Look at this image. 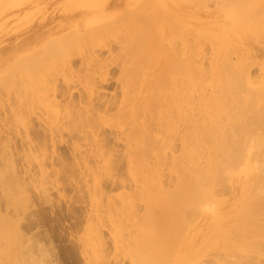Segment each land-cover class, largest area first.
I'll return each mask as SVG.
<instances>
[{"label": "rangeland", "instance_id": "1", "mask_svg": "<svg viewBox=\"0 0 264 264\" xmlns=\"http://www.w3.org/2000/svg\"><path fill=\"white\" fill-rule=\"evenodd\" d=\"M111 1L0 0V264H264V0H170L168 5L173 6L172 10L174 5L180 6V27L176 17L169 16L167 5L156 7L157 13L166 15L162 29L167 31L159 34L151 48L146 44L139 48L137 57L141 63L150 58L153 65L159 63L160 66L179 57L176 53L180 49V145L175 142L174 156L180 157V162L191 157L198 160L203 167L197 177L198 194H207L217 205L215 216L200 211L204 202L196 207H184L185 212L180 213L184 218L180 217L174 232L173 229L162 230L151 221L108 219L110 213L107 220L105 215L112 206H116L115 210L127 209L121 201L125 197L122 193L136 198L133 201L137 215L148 212L140 203V196L134 195L140 186L135 189L131 185L130 189L123 190L117 185L113 189L107 180L103 184L106 178H100L101 170H95L96 160L84 156V141L61 132V143L58 142V133L48 134L49 126L40 120L42 107L38 103V109L32 103L33 92L38 90L35 87L47 70L46 62L66 45L71 47L78 43L72 34V39L67 37L70 45L65 38L68 44L58 43L48 54L37 58L35 53L42 51L38 49L40 44L24 47L33 34L70 24V28L52 38L75 26L77 33L85 32L87 36L83 37V33L79 40H95L91 38L94 35L100 38L102 30V37H107V32L114 37L118 33L120 37L125 25L129 26L134 20L126 21L131 8L135 4L150 6L154 3V0L141 3L140 0H113L121 7L115 8L112 3L106 6ZM72 2L77 4L76 12L92 9L87 19L90 17L92 24L95 21L94 25L102 20V26L108 30L97 26L99 29L94 27L91 32L92 28L86 29L91 24L86 18L80 15L70 18L66 9ZM143 4L132 11L140 9L145 13ZM128 7V13L121 12ZM119 12L125 14L122 16L126 19H121L119 26L114 22L117 27L113 28L110 24L115 18L108 20V27L104 22L110 17H116L115 21L119 22ZM135 13L131 15L138 20L139 13L138 17ZM81 24L86 25L84 31ZM121 29H124L122 35ZM131 31L135 36L133 32L126 36L137 38L139 30ZM29 35L32 36L28 39ZM85 41H79V47L87 46L89 41ZM113 50L115 57L119 50L115 45ZM11 53L14 55L7 60ZM76 61L78 59L72 64L74 70L78 67ZM172 72L168 69L163 75L154 73L156 80L152 89L160 84L165 89L177 70ZM134 74L142 78L139 69ZM162 78L164 82H159ZM31 89H35L32 94ZM108 89L107 97L114 93L119 96L118 90ZM76 97L78 99L77 94L71 106L76 110L74 104H77L79 110ZM61 99L63 105L65 101ZM32 111L35 114L29 117L31 125L26 136L22 125ZM101 131L100 136L104 133L102 137L108 140L111 131ZM107 140L111 149H122L111 137ZM76 145L80 155L73 148ZM82 160L90 164L89 167L93 165L99 175L96 177L103 179V186H99L103 191L95 185L94 174L84 171L86 166H82ZM227 160L230 166L226 165ZM116 161V169L122 174L118 176L133 179L123 162L120 166L119 160ZM170 167L167 162L163 174L167 176ZM188 182L192 183V177L183 175L164 187L185 194ZM197 189L191 187L192 191ZM92 195L97 198L94 204Z\"/></svg>", "mask_w": 264, "mask_h": 264}, {"label": "bare ground", "instance_id": "2", "mask_svg": "<svg viewBox=\"0 0 264 264\" xmlns=\"http://www.w3.org/2000/svg\"><path fill=\"white\" fill-rule=\"evenodd\" d=\"M141 1L142 0H140V3ZM152 2L154 3L151 4L149 2L150 6L145 5L146 3H142L144 8H148L147 10L150 12L149 14L146 9L145 13H142L143 11H141L140 9L139 10L141 11V13H139V10L138 12L134 10L132 11L133 7L131 8V12H129V7L126 8L127 11L124 8V10L122 9V13L129 12L128 14H130V17L127 16V22L129 21V19L130 21L132 19H136L133 17V15H131V13L136 12V17H138L137 13H139L140 17L137 18L138 20H132L129 25L130 27L128 25H125L127 24L126 22L124 24L126 26L124 34V29H121L122 33L119 31L120 35L123 34L124 36L122 35L120 37H118V33H116V37H114L112 36L113 34L110 35L108 34V32L107 37H102L103 35L101 36L100 34L103 33L102 29L105 28L106 31L108 30L107 27L102 26L104 25L103 21L101 20V23L99 21L100 24L97 23L98 25H94V23L96 24L95 21L92 24L93 21L90 20L92 21L90 22L89 19L92 15L91 11L93 10L91 9V11L76 12L77 4L72 2L70 3L69 9H66V12L69 11V17L71 18L80 15L83 16L84 19H87L88 16H90L86 21H89L91 24L88 22L90 26L86 29L90 30L92 28L91 32H93V29H99V27L102 26V29L99 30V32L102 30L99 33L100 38L97 37L96 39L93 33L94 37L91 38H94L95 40L90 41V38H88V41L90 43L82 39L79 40L78 37L83 38L87 36L85 32H83L85 36H83V33H77V28L75 30L76 26L73 27L74 29L67 32L71 34H67L65 32L63 33V35H58L59 37L57 38H52L56 34L61 33L62 31L66 30V28L71 26L68 23V26L62 25L63 27L56 29L41 30L33 34V37H31L32 35H29L28 39L30 37L31 38L26 42L29 44H25L24 47L33 45L34 43L40 44V46L38 45V49L42 50L41 54L35 53V56L37 55L38 58L39 55H42L43 57L44 54H46L48 50L51 47L53 48V46H55L56 44L60 43L61 45L65 38H71L70 35L74 34L77 37L76 40L75 37L73 39L74 41H78V43L76 42L77 44L75 43L76 46L72 45L71 47H67L66 44L69 43L70 38H67L68 43H66L65 41L63 42L64 45H66L65 48L61 47L63 45H59L60 47L57 45V48H63V50H59V52L56 53V56L51 61L46 62L48 64V67L44 74V77L38 84V87H35L36 89L38 88V90L31 89V94L35 90L33 92V97L36 98L35 96H37V101L33 97V100L31 99L32 103H35L36 101V104L33 103V105L37 107V104L39 103V106L42 107L39 109L38 106L40 114L43 112L41 114L43 117L40 118V120L43 121V125L45 124L46 126H49L47 127L49 130H46V132L48 131V134L49 132L50 134L58 133V142H60V137L63 136H60L61 132H66L69 137L71 136V138L76 137L77 139H81L84 141L83 150L85 152V158L86 156L87 158L89 156L91 159L93 158V160H96L97 164H94L95 166L97 165L95 167V170L97 171L98 169L97 172L101 170L98 174H100L101 172H105L103 173L105 177H101L103 176V174H100V178H106L105 180L102 179L103 184L108 182L114 186V188L113 186H111L113 189H116L115 186L117 185L119 186L118 188H121L123 190L130 189L131 185L135 189L140 186V189L138 191H135L134 195L138 194L140 196V203L143 204L144 208L148 212L137 215L134 209L135 202L133 201L135 197L127 195L126 193H122V195H124L125 197H123L121 201L127 209L124 211H120V209L118 208V210H115L116 206H114L115 208L112 206L111 210L113 211V213L110 209H108L107 215H105L106 219L109 215L108 213H110L108 219L116 218L123 220L124 222H135L140 220L151 221L159 224V228L162 230L173 229L174 232V227L180 224V217L184 218V216H180L184 215L180 214L181 212H185V209H183L184 207H196L195 205L199 206V203L201 204L209 198L207 194H204L203 196L198 194L199 190L197 189V186L199 185V180L197 179V177L202 173L203 170V167H201L197 163L198 160L191 157L186 159L184 162H180V157L174 156V152L176 151V145L174 147L175 142H178V144L180 145V49H178L179 52H174L178 54L179 57L177 56V58L175 59L172 58V62L170 61L169 63H166L162 66H160L159 63L153 65L150 58H148L149 60H147L143 64L137 57L139 48L142 45L146 44L149 48H151L153 44H155L159 34L167 31V29H162L164 26L163 20L165 19L164 17H166V15L157 13V9H155L156 7L160 5H167L166 7L168 8L169 16H175L176 22L180 27V6L174 5V10H172L173 6L168 5L170 3V0H154ZM174 2L175 1H173L172 4H175ZM111 3L112 5H115V8L116 6L118 8L121 7L119 3H116L113 0L110 3H107L106 6L110 5ZM142 4H140V6ZM134 6H137L136 8L134 7L135 9H137L139 5L135 4ZM83 9H88V7ZM122 13L120 15L117 13L119 15V22H117L118 19L115 21L116 17H110L111 19H107L104 23H110V21L115 18L114 21H111V24L113 23V25L110 24V26L112 27L116 23H118L117 25L119 26V23H122L121 19H126L122 16L126 15ZM83 17L81 18L82 20ZM74 19L77 18L75 17ZM70 23L73 22L71 21ZM85 24H83L84 27L86 26ZM76 25L78 24L76 23ZM117 25H115V27H117ZM80 26L82 27V24ZM97 26L99 27L97 28ZM107 26L109 27L108 24ZM84 27H82V29ZM111 27L110 29L113 28ZM133 29H135V32L138 30L140 31V34L138 31L137 38L134 37V31H131ZM170 29L171 27H169L168 30ZM179 29L177 37L179 36L178 38L180 40ZM97 31L94 32L97 33ZM129 32H133L134 38L132 36H129L132 35V33ZM126 33L129 34L127 35L129 37L128 39ZM90 35H92V33ZM130 39L134 40L128 41ZM79 41H85V43L88 42L89 44L87 43V46L79 47ZM123 41H127V44ZM122 43L125 46H123ZM179 43L180 42H178V44ZM68 45H70V43ZM114 45L119 50L115 57L112 56V53L115 51L113 50ZM26 51H28V49H26ZM36 52H40V50H36ZM103 53H107V55L102 56ZM174 53L173 55L175 56ZM13 55L14 54L12 53L8 55L7 60ZM173 55L172 57H174ZM77 59L78 61L76 62H78V69L75 68L74 70L72 66L75 64H73V62ZM176 59L178 60L176 61ZM136 69H139V72H141L142 74V78H138V76L134 74ZM168 69L171 72L177 70V73H175L174 76L170 79L171 81L169 80L168 86L165 89H162L160 84L156 87V89H152V87L155 85L156 80L154 73L163 75V72L165 73ZM159 82H164V79H160ZM62 87L64 88V90ZM107 88H112L115 92L118 90L119 96L114 93L107 97L105 93ZM34 93L36 94L34 95ZM76 94L78 95V99L76 97V99L78 100V107L80 106L78 110L77 104H74V107H76L77 111L71 106L73 103H75V101H73L75 97L73 98V96ZM59 99L63 100V102L65 101V103L62 105ZM32 103L30 105H32ZM30 108L33 109L32 106ZM33 113L34 111H32L31 115H26L28 117L25 118L26 122H24V125H22L26 136L28 125H31L29 117H31ZM104 129H109L111 131V136L110 134L108 135V140L106 135V138H104V136L102 137L104 133H101L100 136V131ZM109 136L115 141L116 144H120L122 146V149L120 148V151L113 150L111 149L112 147L110 148L106 144L105 141H109ZM171 138H173V140H171ZM51 140L52 145H54V140ZM167 141L168 143H166ZM73 148L75 149V152L78 151V155H80L78 146L76 145V147ZM114 160H119L118 162H116H120V166H122V161L123 165L126 167L127 173L129 175L133 174V179L125 180L123 178H120L122 174L120 173V176L118 172L119 169H116L117 164L115 165ZM227 161L228 163L226 165H229V160ZM84 162L85 161H83V163ZM167 162H170L171 167L166 176L165 174H163V166L167 164ZM83 163L82 166H86L84 168V171L86 172L87 170L88 173L90 171V173L94 174V183H96L95 185H97V187L99 188L98 189L94 186V189H101V191H103L102 187H99L102 185V180L96 177H99V175H97V172H95L92 168L93 165L89 167L90 164H86L85 162L84 165ZM42 166L43 167L41 169L44 170V165ZM114 172L118 173L114 174ZM118 174L120 177L118 176ZM136 175L140 176V178H136ZM183 175L192 177V183L188 182L185 184V194H182L181 192L176 193V190L170 191L168 190V188L164 187V185H170L173 180H179ZM191 187H194L197 190L192 191ZM94 191L97 192V190ZM94 196H96V193ZM94 196L92 195L91 198L93 204L97 199ZM93 197L95 198L94 200ZM12 204H14V206L17 205L14 202ZM95 204L97 203L95 202ZM14 206L12 205L13 208H15ZM113 208L115 211L113 210ZM90 219L92 218L90 217ZM102 219H105V217L103 218L102 216ZM177 229H179V227ZM170 235L171 233L169 234V236ZM170 238L169 239L173 241L172 236Z\"/></svg>", "mask_w": 264, "mask_h": 264}, {"label": "clouds", "instance_id": "3", "mask_svg": "<svg viewBox=\"0 0 264 264\" xmlns=\"http://www.w3.org/2000/svg\"><path fill=\"white\" fill-rule=\"evenodd\" d=\"M200 211L208 216H215L217 213V205L209 198L201 205Z\"/></svg>", "mask_w": 264, "mask_h": 264}]
</instances>
